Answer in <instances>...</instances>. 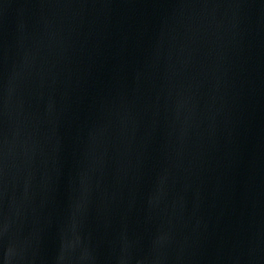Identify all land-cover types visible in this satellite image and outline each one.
Returning a JSON list of instances; mask_svg holds the SVG:
<instances>
[{"label":"water","instance_id":"1","mask_svg":"<svg viewBox=\"0 0 264 264\" xmlns=\"http://www.w3.org/2000/svg\"><path fill=\"white\" fill-rule=\"evenodd\" d=\"M0 264H264V0H0Z\"/></svg>","mask_w":264,"mask_h":264}]
</instances>
